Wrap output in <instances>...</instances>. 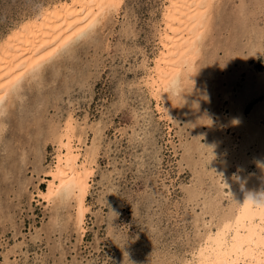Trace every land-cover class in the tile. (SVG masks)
<instances>
[{"label":"rangeland","instance_id":"1","mask_svg":"<svg viewBox=\"0 0 264 264\" xmlns=\"http://www.w3.org/2000/svg\"><path fill=\"white\" fill-rule=\"evenodd\" d=\"M68 1L0 0V46ZM167 1L122 0L5 100L0 264H180L250 190L264 200V0L216 2L194 80L155 97ZM69 118L94 167L83 233L74 199L37 196Z\"/></svg>","mask_w":264,"mask_h":264},{"label":"bare ground","instance_id":"2","mask_svg":"<svg viewBox=\"0 0 264 264\" xmlns=\"http://www.w3.org/2000/svg\"><path fill=\"white\" fill-rule=\"evenodd\" d=\"M218 1H167L163 14L164 27L160 34L162 49L145 80L155 97L158 92L168 90L170 80L177 75L181 82L194 80L204 33L210 27V14ZM121 4L122 0H69L46 10L3 40L0 46V110H4L5 100L26 76L38 73L74 44L88 37L107 14L117 11ZM156 107L158 110L163 108ZM82 137L81 134L77 137L74 120L69 118L58 137L54 165L44 178L47 188L37 194L49 201L57 198V191L62 187L71 185L73 190L69 198L74 199L76 224L81 233L85 229L84 217L89 210L86 197L94 168L88 151L81 158ZM260 195V192L257 194L250 190L236 215H233L234 219L227 220L216 231L208 232L191 257L180 264H264V210L251 203V200H263ZM245 204L248 208L243 215Z\"/></svg>","mask_w":264,"mask_h":264},{"label":"clouds","instance_id":"3","mask_svg":"<svg viewBox=\"0 0 264 264\" xmlns=\"http://www.w3.org/2000/svg\"><path fill=\"white\" fill-rule=\"evenodd\" d=\"M168 91L169 92H175L176 94H180L182 91V82L179 77V75L173 77L168 85ZM6 113L3 110H0V117H3ZM0 131H3V129H0ZM72 186L67 185L62 187L60 190L57 191V199L65 200L69 198L72 194ZM251 200V199H250ZM252 206L258 207L262 210H264V200L261 201H253L251 200Z\"/></svg>","mask_w":264,"mask_h":264},{"label":"snow or ice","instance_id":"4","mask_svg":"<svg viewBox=\"0 0 264 264\" xmlns=\"http://www.w3.org/2000/svg\"><path fill=\"white\" fill-rule=\"evenodd\" d=\"M247 208H248V205L247 204H245V212L243 213V215H246V213H247ZM262 216H264V212H262ZM237 224L239 225V219H238V221H237ZM226 228L228 227L227 225L225 226ZM237 231H239V229L237 228ZM220 236V234H218V237ZM224 244H225V246L227 245V242L226 241H224L223 242ZM235 243H233V248H235Z\"/></svg>","mask_w":264,"mask_h":264}]
</instances>
